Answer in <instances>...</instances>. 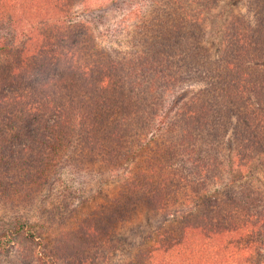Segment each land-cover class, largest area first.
I'll return each instance as SVG.
<instances>
[{
    "label": "trees",
    "instance_id": "16d2710c",
    "mask_svg": "<svg viewBox=\"0 0 264 264\" xmlns=\"http://www.w3.org/2000/svg\"><path fill=\"white\" fill-rule=\"evenodd\" d=\"M85 1L0 0V193L17 194L18 171L43 182L98 154L109 172L133 162L111 207L185 209L178 234L159 233L146 260L264 264V193L250 183L213 190L230 143L243 167L264 151V0L231 17L219 56L206 37L221 0H167V20L143 22L130 49L70 22ZM187 85L200 88L167 112L168 94ZM35 216L0 228L1 252L36 236Z\"/></svg>",
    "mask_w": 264,
    "mask_h": 264
},
{
    "label": "rangeland",
    "instance_id": "374dc122",
    "mask_svg": "<svg viewBox=\"0 0 264 264\" xmlns=\"http://www.w3.org/2000/svg\"><path fill=\"white\" fill-rule=\"evenodd\" d=\"M167 3L88 0L75 5L68 19L71 23H85L102 46L130 49L141 37L143 22L150 21L152 25L158 17L163 22L167 20L159 16ZM247 9L248 0H221L207 15L206 44L215 56L222 52L228 21L236 13H247ZM4 32L0 28V35ZM199 88L187 85L169 93L166 111L175 114ZM223 156L224 175L213 190L250 183L264 193V151L247 167L239 164L232 143ZM91 158L83 161V168L67 166L57 173L51 171L48 178H42L43 182L36 180L37 171L26 175L14 171L26 181L18 185L14 182L17 194H8L12 199L0 193V228L9 225L13 215H36V236L19 235L7 251H0V264H155L158 254H154L153 261L146 260L144 253L158 241L159 233L178 234L185 209L176 205L173 210L155 213L143 205L130 208V213L123 216L117 206H111L117 204L113 200L122 197L123 184L135 164L115 165L109 172L102 155ZM174 261L197 264L185 257Z\"/></svg>",
    "mask_w": 264,
    "mask_h": 264
}]
</instances>
